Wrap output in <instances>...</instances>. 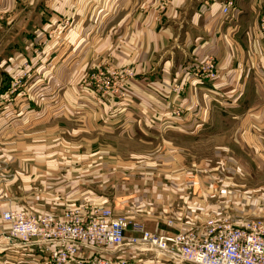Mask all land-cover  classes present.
<instances>
[{
    "label": "crops",
    "instance_id": "obj_1",
    "mask_svg": "<svg viewBox=\"0 0 264 264\" xmlns=\"http://www.w3.org/2000/svg\"><path fill=\"white\" fill-rule=\"evenodd\" d=\"M262 12L264 0H0V93L16 77L61 88L63 77L78 76L80 44L88 67L96 54L112 56L142 111L108 124L78 120L81 132L119 138L114 149L102 143L101 157L115 160L87 182L106 191L97 201L156 233L264 216ZM208 63L214 79L204 76ZM50 109L58 105L1 101L0 141L14 145L16 126L41 125ZM92 137L84 149L73 143L72 158L97 157ZM7 228L0 217V236ZM44 247L1 244L0 264H44ZM82 251L79 259L92 253ZM102 254L169 264L130 247Z\"/></svg>",
    "mask_w": 264,
    "mask_h": 264
},
{
    "label": "rangeland",
    "instance_id": "obj_2",
    "mask_svg": "<svg viewBox=\"0 0 264 264\" xmlns=\"http://www.w3.org/2000/svg\"><path fill=\"white\" fill-rule=\"evenodd\" d=\"M77 49L78 55L75 57L78 59V76L63 77L61 88L54 90L50 80L39 79L42 82L45 80L44 83L47 85L45 89L39 90L33 86L35 83L30 84L33 79L16 77L13 80L8 79L5 88L9 89L0 93V102L31 104L46 102L58 105V109L45 111L47 120L41 125L32 126L30 130L25 131H22V127L16 126L14 145L0 141V217L4 210L11 208L61 213L64 209L73 207L91 210L106 206L97 201L102 199L106 191L101 186L95 190L90 186L94 183V175L100 171L104 161L108 163L115 160L101 157L99 151L103 149L102 143L109 140L114 149L119 145V138L110 139L107 134L103 135L93 127L89 133L81 132L83 126L78 120L104 119L108 120V124L109 121L120 120L123 116L137 117V113L142 110L137 109L134 95L126 93L124 89L121 78L125 67L120 68L114 57L102 53L96 54L93 63L88 67L86 46L80 44ZM41 81L36 84H41ZM17 112L16 109V114ZM87 134L94 138L92 148L97 151V157L85 160L72 158L70 151L73 143L81 142L85 145L81 149L86 148ZM3 153L10 155L14 153V156H2ZM87 182L92 184L89 185ZM6 242L0 241V245H6ZM39 246L45 245L32 244L30 247L37 249ZM139 250L150 254L149 257L156 263L166 261L169 264H176L165 259L157 261L159 257L154 252ZM46 255L48 257V254ZM46 257L43 255L42 263L46 262ZM111 260L112 264L135 263L134 260L129 261L127 258Z\"/></svg>",
    "mask_w": 264,
    "mask_h": 264
},
{
    "label": "built area",
    "instance_id": "obj_3",
    "mask_svg": "<svg viewBox=\"0 0 264 264\" xmlns=\"http://www.w3.org/2000/svg\"><path fill=\"white\" fill-rule=\"evenodd\" d=\"M230 4L223 12L229 11ZM259 33L264 42V12L260 14ZM204 69L205 77H216L213 63ZM181 113V109L175 111L177 116ZM1 219L8 225L1 234L8 243L45 245L48 257L44 264H112L111 257L102 252L121 247L152 251L159 257L157 261L176 264H264V216L209 221L171 233L152 232L141 221L106 206L91 210L73 207L61 213L7 209ZM129 230L133 234L128 235ZM84 249L92 253L88 259H79Z\"/></svg>",
    "mask_w": 264,
    "mask_h": 264
},
{
    "label": "bare ground",
    "instance_id": "obj_4",
    "mask_svg": "<svg viewBox=\"0 0 264 264\" xmlns=\"http://www.w3.org/2000/svg\"><path fill=\"white\" fill-rule=\"evenodd\" d=\"M261 35V34H260ZM11 209H14V208H11ZM14 210H17V209H14ZM260 217H262V216H260ZM252 218H256V217H252ZM242 220H244V219H241V220H239V221H242ZM231 222H233V221H231ZM0 241H4V239L3 238H1L0 239ZM14 246V247H23L22 245H13V244H10V243H8V242H6V245L5 246Z\"/></svg>",
    "mask_w": 264,
    "mask_h": 264
}]
</instances>
